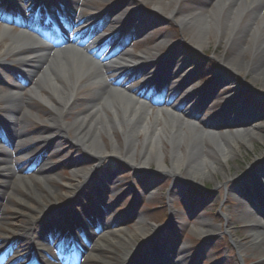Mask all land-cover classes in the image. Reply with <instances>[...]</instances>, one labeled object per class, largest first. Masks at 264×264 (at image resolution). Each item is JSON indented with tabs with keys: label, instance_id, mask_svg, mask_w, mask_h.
Listing matches in <instances>:
<instances>
[{
	"label": "rangeland",
	"instance_id": "374dc122",
	"mask_svg": "<svg viewBox=\"0 0 264 264\" xmlns=\"http://www.w3.org/2000/svg\"><path fill=\"white\" fill-rule=\"evenodd\" d=\"M3 1L5 0H0V3ZM40 1L42 0H32L31 4ZM45 1L43 0V2ZM56 1L65 6L73 3L80 16L96 17L97 15V18L94 19L98 20L103 17L101 13L110 10L111 7H119L123 13H129L136 29H131L133 33L130 35V41L124 47L126 52L131 57L148 56L150 59H154V66L163 64L161 70L166 67V72L169 67H173L174 75L182 70L178 78L170 79L171 82L173 81V85L179 84L177 89L174 88L172 92H169L170 98L178 95L180 105L188 101V106L185 107L188 113L195 115L198 121H203L205 126H212V129L213 126H216L217 129L215 130L219 132L232 129H251L256 133V136L253 140L248 136V139L251 138L250 145L248 147L239 145V152L229 157L231 161L227 165L217 162V175L214 178L207 169L203 170L202 167H199L203 178H205L202 182L193 180L191 173L186 172L184 168L180 171L178 178H174L163 171L151 179L142 172L126 169L117 158L99 160L85 155L74 143L72 129L64 134L61 133L60 128H54L55 133L50 134V125L48 124L51 114L50 108L40 100L33 99L32 102L35 106L31 114L34 118L23 117L24 124L19 130L25 136L21 137L18 129L4 128V137L13 140L11 145L6 146L4 153L6 158L10 159L11 164L16 165L14 171H19L18 165H21L22 160H24L16 152L28 146L30 155H36L38 158L36 161L26 164V166H30L32 163V166H35L32 172H28L27 177L34 175V169L38 164L44 163L42 165H45L46 163L44 172L47 170L46 175H50L54 179L48 183V187L53 192L55 191V196H50L46 190H43L40 197L30 200L29 207L32 211L36 212L43 205L55 204L65 207L61 210V214L56 216V220L58 218L70 220L71 217L75 216V212L83 211V206L85 209H91L98 214L100 210L97 211L96 209L105 204V209L108 211L106 218L94 224L91 229L81 235L86 251L78 264L86 261L85 256L91 242L104 234L107 229L110 231L119 228L126 230L129 235L134 234L133 240L135 242H132L133 247L131 248L138 247L136 251H141L139 253L141 259H145L151 264H160L161 261L169 257L175 258L179 264H256L258 260L252 251L253 246L248 245L244 240L246 237L243 230L244 223L240 222L239 209H236L240 198L236 194L226 196L231 183L223 181V176L227 175L228 178H233L235 174L242 176L257 159L264 168V95L260 91L262 82L259 81L250 86L252 76L247 70L245 72L243 69L238 72L233 70L235 76L232 79L228 75H222L223 60L230 55L229 52H224V45L229 35L223 34L220 27V25H225V22L227 24V21L229 22L228 25L230 24L229 17L226 21L224 18L227 13L223 11L217 27L207 28L208 39L206 43L197 46V43H200L201 28L197 30L191 26L182 27L177 16L171 15L175 3L170 2V0H162L160 11L155 9L153 1L156 0ZM251 1L257 2V0ZM8 2L3 9L0 8V10L2 9L0 11V27H3L1 23L3 17L17 18L16 15L24 14V11L18 7V5L23 4L22 0H8ZM23 6L25 7L24 4ZM178 6L181 14L187 13L194 7H202L206 13L212 7V3L201 0H180ZM240 7L244 8L245 4ZM244 21L243 18L242 23ZM20 31L17 27H12L13 34ZM221 34H223L222 39H220ZM8 43V39L0 41V59L2 60ZM58 43L60 44L61 41L53 42L51 45L60 50L66 47L65 45L56 46ZM252 57L253 54L248 52L241 58L242 61H247L251 60ZM163 58L164 60H162ZM5 61V70L0 67V79L11 84L12 76L7 68L9 71L13 68L16 71L21 69L15 58H5ZM96 69L97 66H93V72H96ZM117 74H112L111 77L115 78ZM212 75L214 79L208 83L207 81ZM218 75H221L220 78H224V80H220L222 86H228L227 88L215 89V85L220 82L217 79ZM26 76L28 77H25L24 83L30 84L32 77ZM166 76L168 77V75ZM188 76H191L192 80H189V83H185L181 88ZM35 79L36 77L33 82ZM177 80L181 82L177 83ZM62 83L64 85L65 82ZM77 85V88L73 90L75 94L74 108L64 119L67 124L73 121L75 112L85 110L86 93L90 92L93 87L88 86L85 81L79 82ZM130 85L133 88H138L140 83L136 81L131 82ZM155 85L156 83H154ZM29 91L30 88H26L25 92L28 93ZM238 97L240 98L237 99ZM89 100L93 99L90 98ZM153 102L156 103L154 105L162 106L159 100H153ZM1 107L0 104V119L3 117ZM151 108L152 116L150 115V119L156 113L157 106H151ZM228 111L229 114H225ZM201 127L199 126L200 129ZM47 135L52 136L54 140H45L42 145L38 144ZM114 137L117 144L122 147L121 132L116 129ZM20 139L25 140L21 141ZM0 140H2V136H0ZM102 141L106 149L110 151L107 138L102 136ZM162 143L164 161L169 166L171 147L164 140ZM203 147L204 145H202ZM179 149L184 151V147ZM207 152L206 149H201V155L204 153L210 159L217 160L213 154ZM40 158H44L46 161L39 163L38 159ZM136 161L139 160L136 159ZM149 168L151 172L156 170L153 161L149 163ZM88 169L91 170V174L94 173L95 175H91L86 181L75 177L73 174L76 170ZM12 180V175H0V191L5 189L3 182L10 184ZM256 181H261V178L258 176ZM79 184H82L81 193L77 195L78 190L76 191L75 187L77 188ZM253 185V183L244 181L238 186L243 188L245 195L250 196L253 193ZM195 186L200 188L201 194L191 193ZM75 194L77 198L69 203L68 200H71ZM68 195L71 196L70 199L67 198ZM85 197H89L91 202H86L88 198ZM1 205L5 208L0 221L1 240L12 238L13 234L19 231V228L29 217L33 221L38 218L34 212H26L23 208L13 213V209L16 208V202L13 199L4 201ZM81 205L83 206L81 207ZM214 213L218 215L214 216ZM254 216L256 220L261 221V216L257 214ZM249 217H247V221ZM230 220H233L234 224H231L232 221ZM40 225L33 223L32 229L34 231L39 230ZM153 228L160 229V232L156 233L157 237L154 242L152 240L149 242L148 239L153 236ZM137 229L143 234L137 232ZM143 235L147 236L149 243H145ZM232 240H238L242 244L241 248H236ZM46 245V247L50 246V244ZM172 252L175 255H171ZM15 256L17 254L13 252L9 256L7 255L6 259H12ZM135 261L142 263V260Z\"/></svg>",
	"mask_w": 264,
	"mask_h": 264
},
{
	"label": "bare ground",
	"instance_id": "6f19581e",
	"mask_svg": "<svg viewBox=\"0 0 264 264\" xmlns=\"http://www.w3.org/2000/svg\"><path fill=\"white\" fill-rule=\"evenodd\" d=\"M201 1L212 3V7L206 13L202 7H194L187 13L181 14L178 6L180 0H170L175 3L171 15L177 16L182 27L191 26L197 30L201 28L200 43H197V46H202L208 39L207 28L217 27L221 20V14L225 11L227 13L224 17L225 21L229 17L230 24L228 25L227 21V24L225 22V25H220V27L223 34L229 35L224 45V52H229L230 55L223 60L222 75H228L232 79L235 76L233 70L237 72L240 69H243V72L247 70L252 76L250 86L259 81L262 82L260 91L264 95V0H257L256 3L251 0ZM28 2L30 1L27 0ZM153 2L155 9L160 11L162 0ZM52 4L54 3L52 2ZM242 4H245L244 8L240 7ZM66 8L71 17L77 13L73 3H69ZM243 18L244 23H242ZM231 24L232 26H230ZM223 34L220 35V39ZM6 39L9 40V43L6 46L4 59H0V67L3 69L6 67L5 58H15L21 64L20 67L24 73L36 75L37 71L41 70L36 75L28 93L14 82L7 84L1 81L0 102L3 117L0 119V133L2 135L5 133L4 128H14L18 129L21 137H24L25 134L19 131L24 124L23 117L34 118L31 113L35 104L32 101L38 99L50 108L51 114L48 119L50 134L55 133L54 128H60L61 133L64 134L72 129L74 143L90 158L101 160L115 157L127 165L129 170L139 169L142 171H150L149 163L153 161L156 170L152 173L153 175L146 174L147 178L153 179L163 171L178 178L180 171L184 168L186 172L191 173L193 180L198 182L205 180L199 167H202L203 170L207 169L214 178L217 175V162L227 165L231 161L229 157L239 152V145L248 147L251 138L253 140L256 136V133L251 129H232L219 132L215 130L216 126H213V129L212 126H205L203 121H198L195 115L188 113L185 108L188 106V102L180 105L178 95L170 98L169 92H172L173 87L167 80L157 86L159 92L157 91L155 99H160L162 106H157L156 113L150 119L151 106L155 105L150 106L148 95L128 86L130 74L132 75L136 71L129 61V54L125 51H121L109 59H103L108 62L102 64L91 58L82 48L67 45L64 49L57 50L54 47L43 45L40 41H36L34 44L23 31L13 34L11 28L4 25L0 27V41ZM248 52L253 54L252 59L242 61V55ZM147 61H150L149 57L138 58L139 63ZM93 66H97L96 72H93ZM111 67L116 69L110 73L119 72L120 79H107L106 75L110 74ZM181 72L182 70L178 74ZM220 79L224 80V78H218L219 83L222 84ZM61 80L65 82L64 85ZM189 80H192L191 76L187 77V81ZM84 81L88 86H93L90 92L86 93L85 110L75 112L73 121L67 124L64 119L74 108L73 90L77 88L79 82ZM215 87L218 88V86ZM227 87L221 86L220 88ZM90 98L93 100H89ZM229 111L225 114H229ZM199 126H202L201 129ZM116 129L121 132L122 147L115 140ZM102 136L107 138L110 151L106 149ZM248 136L251 138L248 139ZM4 139L6 140H0V175H12L13 180L10 184L3 182L5 189L0 191V221L5 210L1 205L4 201L15 200L16 208L13 209V213H16L18 209L22 210V208L26 212L33 213L34 211L29 207L30 200L40 197L43 190H46L50 196H55V191L53 192L48 187V183L54 179L52 176L46 175L47 170L44 172L47 164H38L32 177H27L20 171L15 172L16 165H12L4 153L6 146L8 147L12 140L10 138L7 140L6 137ZM42 140L38 144L42 145L45 140L54 139L47 135ZM162 140L171 147L169 166L164 161ZM202 145H204L203 148ZM4 146L5 148H3ZM180 147H184V151H181ZM201 149H206L217 160L210 159L204 153L201 155ZM23 155H29V152L25 151ZM44 160L43 158L40 162H44ZM256 163L254 161L242 176L235 174L233 178H228L226 175L223 176V181L231 183L226 196L236 194L240 197L236 209H239L240 222L244 223L243 230L246 235L244 240L248 245L253 246L252 251L258 260L256 264H264V218L263 221L256 220L254 214H250L253 203L264 205V168L262 164ZM73 174L86 181L91 176V170H76ZM258 176L261 181L255 182ZM244 181L254 184L253 193L250 196L245 195L243 188L238 186ZM79 187L81 188V184ZM79 187L77 186L75 189ZM55 207L54 205H43L34 212L35 216H41L36 221L38 225L41 224L39 230L32 229L34 221L29 217L19 228V231L13 234L16 250L21 247L27 250L28 247H32L34 251L32 254H36L41 252L48 243L61 245L62 242L64 247L71 248L73 253L79 252V256L83 251H86L81 238L82 233L91 229L97 222H101L108 214L106 209H102L97 215L88 209L82 214V219L76 218L62 222L61 218L56 220V216L60 215L61 210L65 207L60 209ZM93 216H96V219ZM247 217H249L250 224L246 220ZM230 221H232L231 224H234L233 220ZM104 232L90 243L84 264H151L145 259H141L139 255L141 251H136L138 248L136 250L131 248L133 247L132 242H135L134 234L129 235L126 230L121 228L110 231L107 229ZM137 232L143 234L139 229ZM157 232H160V229L153 228L151 239L143 235L145 243H149L151 240L154 242ZM227 233L229 234V232ZM232 242L236 248H241L242 244L238 240H232ZM58 248L61 249L59 246ZM173 252L171 255H175ZM30 256L31 253H28L21 255L20 258L29 259ZM58 258L60 259H49L47 264L62 263L64 256L60 255ZM135 260H142V263ZM162 263L179 264L172 257L164 259ZM0 264H9V262H3L0 258Z\"/></svg>",
	"mask_w": 264,
	"mask_h": 264
}]
</instances>
